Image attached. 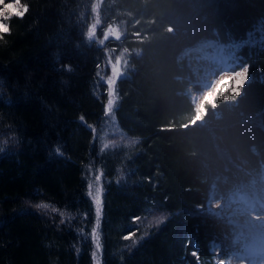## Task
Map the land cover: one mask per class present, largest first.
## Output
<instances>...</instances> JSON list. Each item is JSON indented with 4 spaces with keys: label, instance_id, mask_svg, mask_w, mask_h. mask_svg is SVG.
<instances>
[{
    "label": "trees",
    "instance_id": "1",
    "mask_svg": "<svg viewBox=\"0 0 264 264\" xmlns=\"http://www.w3.org/2000/svg\"><path fill=\"white\" fill-rule=\"evenodd\" d=\"M22 3L0 39V264H220L242 241L209 199L264 201V0ZM220 45L215 77L244 80L197 108L189 55ZM110 115L122 131L104 147Z\"/></svg>",
    "mask_w": 264,
    "mask_h": 264
},
{
    "label": "rangeland",
    "instance_id": "2",
    "mask_svg": "<svg viewBox=\"0 0 264 264\" xmlns=\"http://www.w3.org/2000/svg\"><path fill=\"white\" fill-rule=\"evenodd\" d=\"M5 2H11V0H5ZM0 7H2V5H0ZM116 34L117 32L115 31V35ZM229 49L230 48L220 45L218 47H213L205 57H198L195 59L194 56L189 55V65L195 69H199V72L195 73V79L199 82L201 90L193 86H189L197 108H201L203 106L204 100H213L218 81L227 80L230 81V83L232 82L235 84L244 80L243 70L240 72H231L225 69L216 79L213 77L215 72L214 64L216 68L221 69L227 68L231 65V62H229L231 51ZM109 68L112 77L114 78L122 73L121 64L117 58L110 62ZM117 125L118 123L115 116L110 115L107 118L104 134L102 135L103 145H110L111 141L113 142L114 136L118 135L122 131L119 125L118 127ZM108 134L110 136H108ZM97 176L100 177L98 181L96 180ZM89 185L92 186L91 189L89 188V191H92L93 193L91 197L96 210L97 206L94 202L93 196L95 195L96 188H100V198L102 202V175L97 173L90 180ZM208 207L212 211H216L219 215L227 216L231 222L236 223V234L234 237H237L240 240L239 242L242 241V243L236 246L240 247V245H242V247H238L239 249L237 248L234 253H232V258L234 260L243 259V261H247L251 264H264V201L255 200L250 196L247 198L239 192H230L219 199L210 198L208 201ZM218 248V245H213V250L217 251ZM228 258L229 257L223 259L218 256L220 264H230Z\"/></svg>",
    "mask_w": 264,
    "mask_h": 264
},
{
    "label": "snow or ice",
    "instance_id": "3",
    "mask_svg": "<svg viewBox=\"0 0 264 264\" xmlns=\"http://www.w3.org/2000/svg\"><path fill=\"white\" fill-rule=\"evenodd\" d=\"M0 5H2V7H0V39H2V34L3 33H8L10 31L9 26L7 23H5V21L10 20L13 16L15 17H19L22 18L28 11V5L27 4H23L22 0H11V2H5V0H0ZM251 35V34H250ZM107 86H108V91H107V95H108V99H107V104H106V108H105V113L106 115L112 112L113 106L115 101L117 100V96L115 94V84L111 79H107L106 81ZM81 119L83 120V117H81ZM104 147H108L107 144L104 145ZM0 151H2V149H0ZM57 152H59V149H56ZM100 179L99 176L96 177V180L98 181ZM91 185H89V188L91 189ZM100 194H101V189L100 188H96L95 190V195L93 196L94 202L96 204V218H97V222H99L100 216H101V198H100ZM89 195H93L92 191H89ZM37 207H41V208H49L51 207L48 204H40L37 205ZM140 217H133V221H137L139 220ZM163 220V217L157 218L154 223H160ZM135 233L134 232H129V235L125 236L124 239H130L132 236H134ZM92 238L93 241L95 242L96 245V252H93V257L95 259V257L97 256V253L99 252L101 245L99 242V233H98V225L97 228L93 229L92 232ZM193 255H196V252H193Z\"/></svg>",
    "mask_w": 264,
    "mask_h": 264
},
{
    "label": "bare ground",
    "instance_id": "4",
    "mask_svg": "<svg viewBox=\"0 0 264 264\" xmlns=\"http://www.w3.org/2000/svg\"><path fill=\"white\" fill-rule=\"evenodd\" d=\"M210 51V50H209ZM202 57V56H201ZM107 124H109V123H107ZM105 126V125H104ZM110 127H112V126H110ZM117 127H118V125H117ZM108 128V127H107ZM102 130V129H101ZM100 130V131H101ZM103 133V132H102ZM109 133V132H108ZM112 133V132H111ZM113 135V134H112ZM108 136H110L109 134H108ZM110 138V137H109ZM112 142V141H111ZM114 142V141H113ZM112 142V143H113ZM115 144V143H114ZM111 145V144H110ZM116 146V145H115ZM229 156V155H228ZM231 156V155H230ZM263 167V166H262ZM233 240V239H232ZM212 245V244H211ZM217 245V244H216ZM220 245V244H219ZM219 245H218V247H219ZM236 249H233V250H231V251H229L228 253H227V256L226 257H224L223 259H225V258H227L228 256H230L232 253H234V251H235ZM212 253H214V252H212Z\"/></svg>",
    "mask_w": 264,
    "mask_h": 264
}]
</instances>
